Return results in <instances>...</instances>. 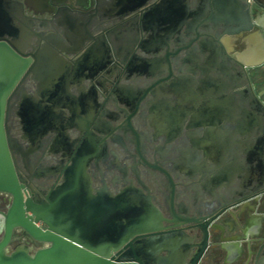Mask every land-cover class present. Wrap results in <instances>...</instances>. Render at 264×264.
<instances>
[{"label":"flooded vegetation","instance_id":"af4514ba","mask_svg":"<svg viewBox=\"0 0 264 264\" xmlns=\"http://www.w3.org/2000/svg\"><path fill=\"white\" fill-rule=\"evenodd\" d=\"M17 1L25 17L5 10L0 36L27 37L15 51L31 60L4 121L25 201L48 203L60 189L114 200L133 187L166 231L192 239L187 264L205 242L201 264H264V43L251 37L264 33V0ZM233 2L257 23L244 38L223 35ZM82 38L96 44L85 63ZM224 49L245 52L249 66ZM210 161L216 174L232 171L229 187L210 193L202 175L194 178ZM13 204L0 192V240ZM21 245L34 254L47 243L19 227L8 251Z\"/></svg>","mask_w":264,"mask_h":264},{"label":"water","instance_id":"95a60500","mask_svg":"<svg viewBox=\"0 0 264 264\" xmlns=\"http://www.w3.org/2000/svg\"><path fill=\"white\" fill-rule=\"evenodd\" d=\"M149 8L145 9L146 14L152 12ZM5 10L8 17L17 15V12L25 17L24 4L20 1L0 0V20L5 16ZM227 13L224 36L239 35L244 38L245 33L257 28V23L252 18L246 20L243 17L236 3L231 4ZM227 13L225 12V15ZM246 21L249 26H236ZM3 28L0 24V30ZM25 39L27 37L19 35L12 42L0 36V192L14 195V204L5 215V235L0 240V264H187L192 239L182 230L166 231L167 227L163 226L166 219L162 213L148 197L141 206V191L133 187L114 200L72 196L68 194V190L60 189L48 203L37 205L30 198L25 201L4 126L7 100L31 63V60L25 59L15 51L26 42ZM79 45L81 50L77 60L82 63L91 61L90 53L96 44L82 38ZM223 53L230 61L248 65L243 59L245 52L232 56L224 49ZM61 60L57 57L54 62ZM215 61L217 56H211L209 62ZM231 110L227 108L226 114ZM209 117L213 119L216 115L211 114ZM260 119L259 116V123ZM216 138V134H211L207 140L212 157L218 150ZM215 163L218 161L208 163L206 173L204 170L194 171V178L198 180L202 175L205 180L204 187L210 193L230 183L231 176H234L231 170L226 174H216ZM259 182L264 183V175ZM71 189L73 190L74 186ZM235 189L232 188L233 191ZM207 203L212 206L215 200L210 199ZM27 211L30 213L29 217L25 215ZM31 218L36 222L43 221L46 229L38 227ZM175 226L180 224L177 222ZM19 227L24 228L36 240L47 243V246L34 254H31L25 245L9 252L8 246L15 229ZM206 247L205 242L193 264L202 263ZM164 252L167 254L164 255ZM114 253L122 256L116 259Z\"/></svg>","mask_w":264,"mask_h":264},{"label":"crops","instance_id":"0c3cea01","mask_svg":"<svg viewBox=\"0 0 264 264\" xmlns=\"http://www.w3.org/2000/svg\"><path fill=\"white\" fill-rule=\"evenodd\" d=\"M251 37H253L255 39V41H257V42L263 41V43H264V33H263L262 30L252 33ZM253 54L256 55V54H259V53L256 51V52H253Z\"/></svg>","mask_w":264,"mask_h":264}]
</instances>
